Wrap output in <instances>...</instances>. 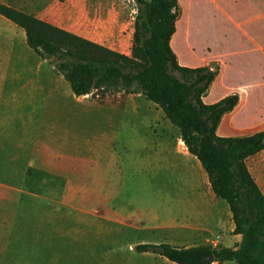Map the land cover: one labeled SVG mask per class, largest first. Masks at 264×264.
Segmentation results:
<instances>
[{
    "label": "rangeland",
    "instance_id": "obj_1",
    "mask_svg": "<svg viewBox=\"0 0 264 264\" xmlns=\"http://www.w3.org/2000/svg\"><path fill=\"white\" fill-rule=\"evenodd\" d=\"M131 8L138 13L135 0ZM122 24L124 34L134 28L132 14ZM36 58H0L8 78L0 83V120L30 139L0 134V264H104L90 257L137 254L140 243L238 244L233 217L231 226L226 221L229 204L210 190L200 161L183 156L189 150L178 128L142 93L109 88L77 97L53 69L52 85H36V94L51 86L66 101L44 104L62 106L61 113H40V101H16L19 109L35 106L36 115L29 127L12 117L1 93L22 87L11 79L31 78ZM169 153L178 157L167 160ZM247 164L264 192V151Z\"/></svg>",
    "mask_w": 264,
    "mask_h": 264
},
{
    "label": "trees",
    "instance_id": "obj_2",
    "mask_svg": "<svg viewBox=\"0 0 264 264\" xmlns=\"http://www.w3.org/2000/svg\"><path fill=\"white\" fill-rule=\"evenodd\" d=\"M135 1L138 13L131 56L2 3L0 14L25 29L29 46L64 75L75 95L112 88L142 93L156 103L201 162L214 193L229 204L234 232L242 235L235 247L140 243L135 247L138 252L157 253L178 264H264V192L247 164L250 157L264 150V130L246 136L217 135L222 116L235 108L239 94L206 104L203 96L219 66L179 64L171 47L180 14L178 0ZM172 69L194 80H179Z\"/></svg>",
    "mask_w": 264,
    "mask_h": 264
},
{
    "label": "crops",
    "instance_id": "obj_3",
    "mask_svg": "<svg viewBox=\"0 0 264 264\" xmlns=\"http://www.w3.org/2000/svg\"><path fill=\"white\" fill-rule=\"evenodd\" d=\"M0 3L121 54L128 56L132 54L135 28L130 27L125 34L118 28L123 25L122 22L126 20L128 12L129 15L132 14L135 23L137 12L131 8V0H0ZM178 3L180 14L171 38V47L179 64L190 68L214 64L219 66V72L203 96V101L206 104H214L231 94H239V102L235 108L222 116L217 135L246 136L264 130V0H178ZM0 24L3 26L0 28V42L5 43L7 47L0 49V58L13 59L23 57L24 54L31 56L32 60L37 57L35 60L37 69L32 67L31 78L11 79V85L22 87L1 93L2 103L5 101L12 103L7 112H12V117L16 119L21 118L22 123L29 127L31 118L36 115L35 106L26 104L23 109H19L16 101L43 102L38 111L51 115L53 106L44 103L65 102L66 99L53 94L51 86L43 87L41 95L36 94V85H52L51 72L55 67L29 46L24 28L2 14ZM175 38L177 43L174 44ZM21 39L23 52L15 48L17 41L20 42ZM47 62L50 68L41 72L43 64ZM32 63L34 64V61ZM3 71L0 65V73ZM0 75V83L8 80L3 74ZM26 86L33 87L25 89ZM61 108L62 106H59L53 110L58 114L61 113ZM3 110V104H0V115L5 118ZM5 130L7 132H4ZM1 133H9L15 142L26 137L30 140L29 134L21 137L18 130L4 128L2 119ZM18 151L17 148L10 152L14 155ZM189 155L196 157L189 151L183 156L187 158ZM174 157H178V153H169L165 156L167 160ZM209 188L213 191L211 183ZM225 216L228 225L230 221L231 226L230 218L233 217L231 210L227 211ZM231 228L234 232L235 225ZM232 237L235 243L242 240L240 234H233ZM166 243L180 247L197 246ZM95 258L104 264H178L152 252L90 257L91 260Z\"/></svg>",
    "mask_w": 264,
    "mask_h": 264
},
{
    "label": "water",
    "instance_id": "obj_4",
    "mask_svg": "<svg viewBox=\"0 0 264 264\" xmlns=\"http://www.w3.org/2000/svg\"><path fill=\"white\" fill-rule=\"evenodd\" d=\"M210 259L213 260V256H211Z\"/></svg>",
    "mask_w": 264,
    "mask_h": 264
}]
</instances>
